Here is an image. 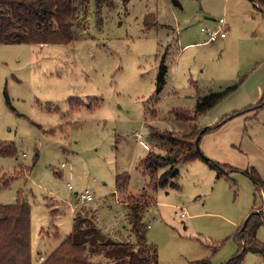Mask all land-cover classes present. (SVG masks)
I'll use <instances>...</instances> for the list:
<instances>
[{
	"label": "rangeland",
	"instance_id": "rangeland-1",
	"mask_svg": "<svg viewBox=\"0 0 264 264\" xmlns=\"http://www.w3.org/2000/svg\"><path fill=\"white\" fill-rule=\"evenodd\" d=\"M179 2L88 0L73 43L0 44V145L17 150L0 155V182L11 179L0 186V204L30 205L32 264L79 217L102 239L134 243L129 197L147 200L148 250L159 264H226L240 248L239 226L263 211L264 187L247 172L264 183V106L250 109L264 103V10L251 0ZM147 15L157 23L146 25ZM222 18L226 37L210 41ZM242 80L195 122L208 128L200 150L222 169L181 163L178 189L176 177L149 185L141 162L162 153L149 141V125L172 129L171 110L194 113ZM72 98L82 101L77 109ZM154 110L159 119H150ZM119 174L128 175L125 192L117 190ZM85 190L93 202L78 201ZM257 241L264 247V224ZM241 264H264V252H247Z\"/></svg>",
	"mask_w": 264,
	"mask_h": 264
},
{
	"label": "trees",
	"instance_id": "trees-1",
	"mask_svg": "<svg viewBox=\"0 0 264 264\" xmlns=\"http://www.w3.org/2000/svg\"><path fill=\"white\" fill-rule=\"evenodd\" d=\"M173 2L180 5L179 0ZM87 3L88 0H0V44H71L79 37L77 30L79 13ZM253 3L261 8L260 10H264V0H253ZM145 23L148 26L156 24L155 16L147 15ZM163 82L164 78H159L158 91ZM242 82L243 80L232 84L222 95L207 97L200 101L194 113L180 109L171 110V118L166 121L172 123V129H160L149 125V141L155 144L157 150L162 151V153L150 151L141 162L143 170L149 175V185L154 188L165 187L169 178L176 177L172 184L178 189L180 186L177 181L176 166L181 163L203 160L212 169H222L221 165L206 158L198 149L201 138L208 128H198L195 122L198 115L216 104L219 99L229 95ZM81 102L79 98H72L71 107L77 109ZM263 106L264 103H259L250 109ZM158 117L155 110L152 111L150 119ZM224 122L225 120L220 125ZM16 154L14 145L1 143L0 155L16 156ZM162 170L163 172L160 173ZM30 171L27 170V174ZM251 172L252 174L247 172V175L253 177L256 185L264 187L260 178L253 176L254 173ZM10 180H3L0 186L8 187ZM127 187L128 175L119 174L117 190L125 192ZM146 202L144 196L129 197L128 200V206L132 211V228L136 236L134 243L102 239L96 226L80 220L79 217L78 224H74L71 234L42 260L41 264H159L158 256L148 250L143 218ZM262 224H264V209L261 212L253 210L247 217V223L244 222L239 226L235 239L239 242L240 248L226 264H241L247 252H264L263 245L257 241V232ZM98 254H104L108 258L107 262L90 260V256ZM0 264H32L31 207L21 198L13 204H0ZM190 264H212V262L210 259H204Z\"/></svg>",
	"mask_w": 264,
	"mask_h": 264
},
{
	"label": "built area",
	"instance_id": "built-area-1",
	"mask_svg": "<svg viewBox=\"0 0 264 264\" xmlns=\"http://www.w3.org/2000/svg\"><path fill=\"white\" fill-rule=\"evenodd\" d=\"M219 23L221 26L217 31H212V32L209 31V40L210 41H216L218 38H225L226 37V32L223 29V25L225 23L224 19H220ZM138 138L142 139L143 137L138 135ZM62 166H65V164H63ZM69 189H72L71 185H69ZM77 198H78V201L82 204L87 203V202H91L95 199L93 193L90 192L89 190H85V191H82L81 193H77ZM182 217H184V214H182Z\"/></svg>",
	"mask_w": 264,
	"mask_h": 264
},
{
	"label": "crops",
	"instance_id": "crops-1",
	"mask_svg": "<svg viewBox=\"0 0 264 264\" xmlns=\"http://www.w3.org/2000/svg\"><path fill=\"white\" fill-rule=\"evenodd\" d=\"M223 19V18H222ZM25 155V154H24ZM95 200V199H94ZM93 200V201H94ZM93 201H91V202H93ZM87 203H89V202H87ZM83 204H86V203H83ZM72 232V231H71ZM71 232L69 233V235L71 234ZM69 235H67L65 238H63L62 240H60V242H59V244L51 251V252H53L62 242H63V240H65ZM51 252H49V253H47V254H45V256H42L41 255V257H40V259H41V261L42 260H44ZM42 263V262H41ZM40 263V264H41Z\"/></svg>",
	"mask_w": 264,
	"mask_h": 264
},
{
	"label": "water",
	"instance_id": "water-1",
	"mask_svg": "<svg viewBox=\"0 0 264 264\" xmlns=\"http://www.w3.org/2000/svg\"><path fill=\"white\" fill-rule=\"evenodd\" d=\"M252 2H253V0H251ZM198 149H200V147L198 146ZM247 223V219H246V221H245V224Z\"/></svg>",
	"mask_w": 264,
	"mask_h": 264
}]
</instances>
